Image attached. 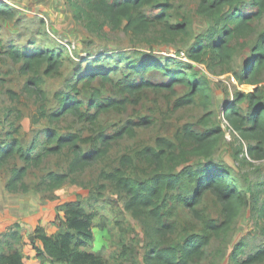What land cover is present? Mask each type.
I'll return each instance as SVG.
<instances>
[{"label": "rangeland", "instance_id": "obj_1", "mask_svg": "<svg viewBox=\"0 0 264 264\" xmlns=\"http://www.w3.org/2000/svg\"><path fill=\"white\" fill-rule=\"evenodd\" d=\"M8 1L11 6L0 5L15 11L16 16L13 19H0V147L9 143L13 137L19 140L21 148L26 152L29 153L33 148L31 155L36 156L42 147L57 146V142H48L52 131L57 136H77L80 150L89 152L99 148V134L110 137L119 133L128 122H146L140 127H134L131 136L126 134L113 141L104 158L70 176V181L59 189L51 190L47 185H42V179L48 173H68L72 158L69 147L44 156L39 166L28 168L25 183L30 191L27 193H11L4 188L12 168L24 166L18 156L10 159L0 169V207L8 199L7 196L11 197L8 202L17 206L22 198L20 196L27 199L26 203H31L35 200H28L36 195L43 206L41 217L47 226L52 224L57 228L62 214H57L56 207L63 202L79 201L87 210L91 209L97 214L95 224L104 226L103 229L99 226L95 228L93 252L106 264H117L113 258L122 251V246H126L136 264H146L144 256L149 248L148 221L145 217L136 219L125 211V195L112 182L103 179V174L120 169V159L128 156L133 163L124 167L125 174L134 180H146L154 168L142 159V152L147 147H154L158 138L174 143L179 152L185 146L182 140L185 126H191L192 131L198 134L206 129L217 128L220 132L216 134L215 145L196 149L186 145L183 148V159L164 164V170L173 169L178 174L187 167L213 161L222 165L230 173L233 183L246 194V203L239 209L229 229L211 239L204 258L196 264L242 263L264 247V236L261 233L264 223L257 212L264 201V194H260L256 202H253L254 197L251 199V195L264 182V160L253 161L247 156L246 141L231 129L223 117L228 107L242 95L260 96L264 102V71L257 78L255 86L243 84L238 79L244 74L243 69L252 56L258 35L264 32V15L258 20H252L253 32L250 35L231 41L230 45L234 48L231 61L218 64L215 52L210 48L205 49L199 62L187 57V52L200 38L206 45L212 43L210 38H206L211 36L212 25L195 12L200 0H158L162 4L171 5L167 12L169 25L183 21L188 23L186 34L166 33L167 25L156 19L160 11L156 5L144 8L152 25L147 35L139 36L122 30L114 31L108 25L104 26L100 34H91L82 23L72 19L66 0ZM244 1L242 12L249 16L254 10L249 6V0ZM38 47L55 51L60 56L61 66L57 71L47 74L46 65L43 64L32 72H25L22 69L23 62H15L8 55L10 50L30 53ZM123 54L136 61L141 56L148 57L149 60L159 61L165 69L179 68L187 75L194 74L208 89L207 98L197 94L191 105L175 109V101L188 93L187 86L177 83L173 90H169L173 83L162 71L152 69L136 73L126 66L128 59ZM181 54L185 59L178 58ZM186 65H189L188 69ZM90 69L101 74L107 73L111 82L103 84L99 78L90 81L85 77ZM34 77L39 79L42 96H34L31 88L26 87ZM141 81L160 89L147 88L133 95L122 90L123 85ZM96 92L99 98L93 101ZM68 95L82 103L84 120L72 114L53 118L62 110ZM107 100H121L125 104L102 112L91 123L89 117L96 113V106L104 105ZM236 105L241 113L248 110L247 100ZM40 107H44L45 116H41ZM203 121H208V124H203ZM193 190L194 183L188 178H182L175 191L164 194L163 221L171 224L174 232L160 241L163 246L181 244L190 235H207L203 221L210 220L216 225L223 222L221 206L210 193L204 194L196 208L203 220L195 218L179 202V198L192 197ZM30 209L35 210L33 207ZM32 235L28 233L23 238V248L25 245L31 246L27 236ZM132 257L126 253L118 264H131Z\"/></svg>", "mask_w": 264, "mask_h": 264}, {"label": "trees", "instance_id": "obj_2", "mask_svg": "<svg viewBox=\"0 0 264 264\" xmlns=\"http://www.w3.org/2000/svg\"><path fill=\"white\" fill-rule=\"evenodd\" d=\"M66 2L71 10L72 19L75 22L82 23L86 31L94 35L100 34L105 25H108L114 31L130 32L134 36L147 35L152 22L145 14L144 8L156 5L160 7L156 19L167 25L166 33L184 35L188 30L186 21L169 25L167 23L169 19L167 12H169L171 5L162 4L158 0H66ZM249 2V6L254 11L247 16L242 12V6L245 4L244 0H200L195 12L212 25V31L210 32L212 37H206L207 39L210 38L212 43L206 45L200 38L196 41V45L187 52L188 59L199 62L205 49L210 48L215 52V59L218 64H228L234 52L233 46L230 45L231 41L250 35L253 32L252 20H258L264 15V0H249ZM15 16V11L0 5V19H13ZM8 55L15 62H23L22 69L25 72H32L35 68L45 64L47 68L45 73L49 74L57 71L61 66L60 56L55 51L44 50L40 47L33 49L30 53L21 52L17 49L10 50ZM122 56H126L128 59L126 66L135 70L136 73L152 69L162 71L173 83L169 90H173L177 83L187 86L188 93L175 101V109L191 105L197 94L207 98L208 89L194 77V74L187 75L179 68L165 69L159 61L149 60L148 57L141 56L136 61L130 56L127 57L126 54ZM186 66L188 69L189 65ZM263 71L264 32L258 35L252 56L243 69L244 74L242 78L239 77L238 79L243 84L255 86L258 83L257 78ZM85 77L90 81L99 78L98 80L102 81L103 84L111 82L107 73L101 74L92 69L87 71ZM39 83V79L34 77L30 79V83L26 86L31 88V93L34 96H42ZM147 88L160 89L158 86L141 81L136 84L123 85L122 90L133 95ZM98 98V93H94L93 101ZM242 100L248 101V110L244 113H241L238 105H236ZM124 104V101L121 100H107L104 105H97L96 113L89 117L91 123H94L102 112L111 108H118ZM39 109L42 112L41 116H45L44 107ZM59 113L53 115V118L57 119L61 115L72 114L78 119H85L82 103L69 95L66 97L65 104ZM223 117L226 118L231 129L246 141L247 156L253 161L264 160V102L260 96L242 95L236 99L234 104L228 107ZM145 122L146 120L128 122L119 133H115L110 137L103 133L99 134L97 137L99 148L89 152L80 150L77 145L79 140L77 136L72 134L57 136L51 131L48 142H57V146L42 147L40 154L33 156L31 155L33 148L28 153L21 148L19 140L11 137L9 143L0 147V169L3 164L16 156L23 160L24 166L12 168L5 189L11 193L29 192V187L25 183L28 168L39 166L44 156L61 152L63 148L69 147L72 158L69 162L68 173H48L42 179V185H47L51 190L59 189L70 181V176L84 170L91 163L104 158L113 141L122 138L126 134L131 136L134 127H140ZM203 124L207 125L208 121H203ZM219 132V129L211 128L198 134L192 131L191 126L187 125L182 134L183 146L184 144L185 146L190 145L194 149L204 148L205 146L212 147L217 142L215 138ZM8 136H11V134ZM183 148H180L177 152V146L174 143L164 138H158L154 147H147L142 152V159L148 166L154 168L148 179L134 180L125 174L124 167L133 163L128 156H123L120 159V169L108 174L104 173L102 177L112 182L115 188L125 195V211L130 212L136 219L144 217L147 219L149 248L144 256L146 264L199 263L204 258L205 249L210 245L211 239L229 229L239 209L246 203V194L233 183L229 176L230 173L222 165H218L213 161L203 163V165L198 164L194 167H187L178 174L173 169L164 170V164L168 165L175 159H183L185 155ZM182 178H188L193 182L194 190L192 197L179 198V202L189 209L195 218L203 220L196 208L200 205L204 194L210 193L221 206L224 220L218 225L210 220L203 221L207 235H190L185 237L181 244L163 246L160 241L174 232V227L163 221L164 194L175 191L180 186ZM260 185L261 188L251 195V199L254 197L253 202L258 200L260 194H264V182ZM55 210L57 214H62V218H59L58 230L54 235H46L40 227H36L34 230L35 241H38L41 247H36L35 242L31 244V247L41 264H106L92 250L95 228L97 226L101 229L104 228L103 224H95L97 214L91 209L87 210L79 201L64 202L58 205ZM257 212L264 223V201ZM261 233L264 236V227L261 229ZM152 238L159 240L155 241ZM22 248L23 237L20 233V226L14 224L0 235V264H24ZM126 253L127 256L132 257L129 248L122 246V251L113 258V261L118 264V261L121 257H125ZM234 257H236L235 254ZM263 262L264 247L248 256L242 263L236 261V264H260ZM131 264H136L134 257H132Z\"/></svg>", "mask_w": 264, "mask_h": 264}, {"label": "crops", "instance_id": "obj_3", "mask_svg": "<svg viewBox=\"0 0 264 264\" xmlns=\"http://www.w3.org/2000/svg\"><path fill=\"white\" fill-rule=\"evenodd\" d=\"M4 188H5V184H4ZM0 195H2V192H0ZM7 197L8 199L6 200L4 205H1V207L3 208L0 207V235L3 232H5V230L9 226L14 224H18L20 226V233L23 238H25L26 235H28V233H32L33 234L32 237H34L35 232L33 233V230L36 227L42 228L45 234L48 236H52L57 232L58 226L57 228L54 227L52 224H50V226H47L44 219L41 217V212H42L41 210L43 209V206L40 205L38 196L35 195L32 197V200H28L29 202L35 200L37 203L35 201H34L35 203L34 202L26 203L27 199H24L23 196H20L22 198L19 199L20 200L19 205L17 206L9 203L8 201L10 200L11 197L10 196ZM31 207H33L35 210L32 211L30 209ZM30 212L32 214H30ZM27 238L30 239V236H27ZM34 244L36 247L39 248L41 247V244L38 241L37 242L35 241ZM23 255H24L23 258L24 264H41L40 260L36 258L35 251L32 249L31 246H26V245L24 246Z\"/></svg>", "mask_w": 264, "mask_h": 264}, {"label": "built area", "instance_id": "obj_4", "mask_svg": "<svg viewBox=\"0 0 264 264\" xmlns=\"http://www.w3.org/2000/svg\"><path fill=\"white\" fill-rule=\"evenodd\" d=\"M0 4H6V5L8 4L11 6V4L9 3L8 0H0ZM65 47H67V46L65 45ZM178 58L185 59V56L183 54H181L180 57H178Z\"/></svg>", "mask_w": 264, "mask_h": 264}, {"label": "water", "instance_id": "obj_5", "mask_svg": "<svg viewBox=\"0 0 264 264\" xmlns=\"http://www.w3.org/2000/svg\"><path fill=\"white\" fill-rule=\"evenodd\" d=\"M30 242L33 244L35 242V238L34 237H30Z\"/></svg>", "mask_w": 264, "mask_h": 264}]
</instances>
